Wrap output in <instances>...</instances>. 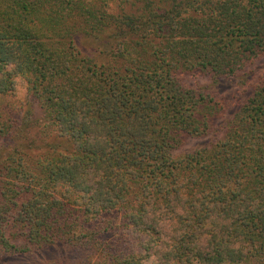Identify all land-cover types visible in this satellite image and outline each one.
Here are the masks:
<instances>
[{
  "label": "trees",
  "instance_id": "obj_1",
  "mask_svg": "<svg viewBox=\"0 0 264 264\" xmlns=\"http://www.w3.org/2000/svg\"><path fill=\"white\" fill-rule=\"evenodd\" d=\"M0 140V258L264 264V0H0Z\"/></svg>",
  "mask_w": 264,
  "mask_h": 264
},
{
  "label": "rangeland",
  "instance_id": "obj_2",
  "mask_svg": "<svg viewBox=\"0 0 264 264\" xmlns=\"http://www.w3.org/2000/svg\"><path fill=\"white\" fill-rule=\"evenodd\" d=\"M80 44L82 46H84V50L88 53H92L95 52L96 55L99 56L100 60L103 56H100L103 55L102 52H105V47L103 45L100 44V41L99 40H96V39H93V40H89L88 38H82L80 40ZM95 50H94V49ZM226 89L225 93L227 95H232V94H235L238 90H244V86H239L238 84H234L233 82L230 83V82H224L223 85H222V89ZM17 95H16V98H14V103H16V106H22L24 107V110L23 111H20L18 113V116H21V117H25L26 115V110L29 108V105H31L32 100H30L27 96H28V91H27V88H26V84L25 82L20 84L18 90H17ZM239 92V91H238ZM30 103V104H29ZM39 109L35 106L34 107V113L36 115L39 114ZM17 117V116H16ZM209 139V138H208ZM207 140H194L192 142L189 143V147L191 146H195L197 144H201L203 142H205ZM3 144V141L0 140V147L2 146ZM1 149L0 148V155H1ZM0 264H44V260L43 259H40L38 256H26V257H22V258H17V257H2L0 258Z\"/></svg>",
  "mask_w": 264,
  "mask_h": 264
}]
</instances>
